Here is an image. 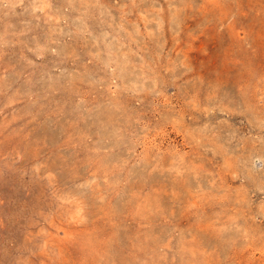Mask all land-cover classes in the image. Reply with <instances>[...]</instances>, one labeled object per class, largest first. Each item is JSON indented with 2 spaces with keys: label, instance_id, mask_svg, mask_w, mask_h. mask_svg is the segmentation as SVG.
<instances>
[{
  "label": "rangeland",
  "instance_id": "rangeland-1",
  "mask_svg": "<svg viewBox=\"0 0 264 264\" xmlns=\"http://www.w3.org/2000/svg\"><path fill=\"white\" fill-rule=\"evenodd\" d=\"M0 264H264V0H0Z\"/></svg>",
  "mask_w": 264,
  "mask_h": 264
}]
</instances>
